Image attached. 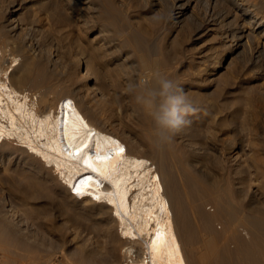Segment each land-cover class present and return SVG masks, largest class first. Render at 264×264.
Wrapping results in <instances>:
<instances>
[{"label":"bare ground","instance_id":"bare-ground-1","mask_svg":"<svg viewBox=\"0 0 264 264\" xmlns=\"http://www.w3.org/2000/svg\"><path fill=\"white\" fill-rule=\"evenodd\" d=\"M48 1L60 18L73 16L84 33L94 34L95 42L93 38L86 41L92 58L98 59L99 46L111 63L119 61L116 65L124 70L122 90L130 81L151 83L155 72L189 85V78L182 83V77L169 73L168 67L164 71L157 56L151 54L152 46L140 37L126 51L123 42L106 38V31L94 25L93 11L90 19L83 11L79 14V6L89 0ZM25 3L19 0L18 8ZM199 3L203 11L197 15ZM169 8L171 12L165 16L169 23L197 19L195 27L215 33L221 30L220 36L235 42L232 49L248 47L254 64L264 59V0H171ZM27 13L31 21L46 16L35 8ZM21 38L15 25L0 24V180L7 181L10 206L15 200L28 215L32 211L29 198L54 195L50 186L60 187L89 229L101 228L105 214L117 223L122 264H264V210L251 202L244 206L237 199L230 170L220 169L214 98H205L188 86L184 91L205 111L188 117L191 123L181 131L182 140L174 138L170 144L157 146L151 117L127 93L129 112H137L138 122L143 123L139 129L149 131L139 137L148 141L150 152L138 154L130 141L119 137L117 127L122 125L112 121L105 127L87 109L81 93L74 95L77 101L70 95L55 100L56 70L50 72L49 66L55 69L56 61L48 58L47 65L27 56ZM129 62L140 67L133 68ZM109 82L114 83L112 78ZM251 165L254 174H264V157L253 155ZM107 252H93L86 258L78 250L75 254L82 257L81 264H87L111 259ZM27 256L32 264L42 260L39 255Z\"/></svg>","mask_w":264,"mask_h":264},{"label":"rangeland","instance_id":"rangeland-1","mask_svg":"<svg viewBox=\"0 0 264 264\" xmlns=\"http://www.w3.org/2000/svg\"><path fill=\"white\" fill-rule=\"evenodd\" d=\"M25 1L24 7L22 4L18 8L19 0H0V24L8 22L16 26L17 32L22 35V43L26 44L27 56L40 59L47 65L48 58L56 61L55 69L49 66L50 72L56 70L54 80L57 84L52 92L55 100L70 95L77 101L74 95L81 93L95 119L105 127L117 121L122 125L117 127L121 139L130 141L138 154L150 152L148 141L142 138L144 136L139 137L149 131L139 129L143 123L138 122L137 112H129L126 100L128 94L125 88H121L124 70L116 65L119 61L111 63L110 56L104 55L105 49L99 46L96 48L97 52L100 50L98 59L92 58L86 41L94 39L95 42L94 34L90 31L84 33L81 22L73 16L69 20L60 18L58 10L49 8L51 1ZM169 2L171 0H89L78 5V11L81 10L79 14L83 11L88 19L92 16L96 18H93L94 25L106 31V38H115L117 43L123 42V51L131 50V41L140 37L152 46L151 54L157 56L164 71L168 67L169 73L182 77V83L183 79L189 78L188 86L194 88L190 90L201 91L205 98L211 96L215 99V123L220 133V151L216 153L219 155L220 169L227 173L230 170L233 188L238 190L237 199H241L244 206L251 202L264 210V174L260 177L254 174L251 165L253 155L264 157V59L254 64L248 47L232 49L235 42L220 36L221 30L215 33L206 31L202 26L195 27L197 19L193 21L185 18L181 24L169 23L165 20V16L171 12ZM196 7L195 13L200 15L203 6L199 3ZM32 8L46 16L43 14L44 17L39 21L27 19V12ZM8 9L11 11L7 12ZM66 12L68 14L70 11ZM114 53L118 55L117 51ZM17 54V58H22ZM130 64L133 68L140 67L136 62ZM111 78L114 83L110 85ZM180 85L184 90L188 88ZM181 137V132L175 136L177 140H182ZM6 182L0 180V264H32L27 260V255H39L42 260H37L36 264H81L80 258L83 256L87 257L93 252L106 254L108 250L111 259L87 264L124 262L120 257L122 248L117 223L110 216H103L104 225L98 230L89 229L87 224L80 222L78 207L72 206L70 198L56 185L49 188L54 195L29 198L28 207L32 211L27 215L15 200L16 206H13V201L11 206L8 204L10 199L5 193ZM3 203L5 207H2ZM76 250L82 257L77 258Z\"/></svg>","mask_w":264,"mask_h":264},{"label":"clouds","instance_id":"clouds-1","mask_svg":"<svg viewBox=\"0 0 264 264\" xmlns=\"http://www.w3.org/2000/svg\"><path fill=\"white\" fill-rule=\"evenodd\" d=\"M126 91L135 96L153 122L154 143L164 146L190 125L188 117L199 110L200 103L181 87L180 82L155 72L153 81H130Z\"/></svg>","mask_w":264,"mask_h":264},{"label":"snow or ice","instance_id":"snow-or-ice-1","mask_svg":"<svg viewBox=\"0 0 264 264\" xmlns=\"http://www.w3.org/2000/svg\"><path fill=\"white\" fill-rule=\"evenodd\" d=\"M70 103V102H69ZM121 151H122V149H121Z\"/></svg>","mask_w":264,"mask_h":264}]
</instances>
